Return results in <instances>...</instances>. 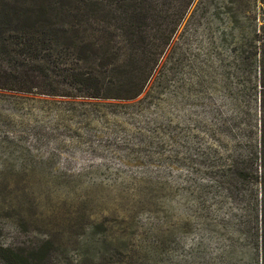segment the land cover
Listing matches in <instances>:
<instances>
[{
	"label": "rangeland",
	"instance_id": "rangeland-1",
	"mask_svg": "<svg viewBox=\"0 0 264 264\" xmlns=\"http://www.w3.org/2000/svg\"><path fill=\"white\" fill-rule=\"evenodd\" d=\"M261 9L196 0L131 101L0 89V264H261L259 238L218 226L228 208L196 205L209 179L192 167L218 147L236 69L258 71L234 54L249 56Z\"/></svg>",
	"mask_w": 264,
	"mask_h": 264
},
{
	"label": "trees",
	"instance_id": "trees-1",
	"mask_svg": "<svg viewBox=\"0 0 264 264\" xmlns=\"http://www.w3.org/2000/svg\"><path fill=\"white\" fill-rule=\"evenodd\" d=\"M195 1L0 0V89L134 100L149 84ZM258 2L263 10L264 0ZM249 41V56L238 42L234 61L257 62L258 71L250 77L236 69L235 77L245 81L230 88L229 116L221 117L213 131L218 147L207 149L192 167L209 179L198 186L196 205L204 207L211 194L219 208H228L218 226L255 241L256 251L259 238L264 264V24ZM2 259L6 264L23 262L16 255Z\"/></svg>",
	"mask_w": 264,
	"mask_h": 264
}]
</instances>
